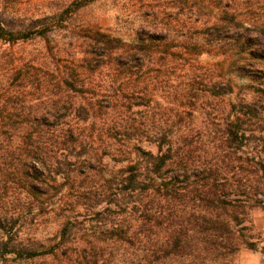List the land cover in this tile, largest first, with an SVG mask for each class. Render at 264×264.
Returning a JSON list of instances; mask_svg holds the SVG:
<instances>
[{
	"label": "rangeland",
	"instance_id": "374dc122",
	"mask_svg": "<svg viewBox=\"0 0 264 264\" xmlns=\"http://www.w3.org/2000/svg\"><path fill=\"white\" fill-rule=\"evenodd\" d=\"M80 1L0 0V21L9 31L45 32L18 43L0 41V109L12 110L22 82L28 85L25 92L30 99L38 96L44 105L62 107L59 115L64 116L50 123L63 129L61 133L74 131L79 146L73 157L85 143L86 153L80 161L86 162L83 167L87 171L74 183L66 184L52 200L43 201L40 196L25 202L22 196H12L13 184L3 195V203L10 208L17 206L21 214L14 217L11 234L0 230V243L10 239L22 244L33 240L47 243L59 238L66 219L88 227L95 224L98 211L111 206L119 212L110 198L96 207L93 200L83 199L72 206L69 201L103 188L110 190L113 176L137 161L136 147L157 153V146L148 138L154 133L181 138L180 159H189L202 168L221 165L220 183H236L238 175L253 171L242 165L249 149L244 150L246 154H229L224 151L221 135L228 119L234 118L233 105L243 98L255 101L261 97L263 48L253 46L255 57L247 55L250 66L244 73H230L226 57L216 53L217 49L212 54L197 55L193 46L198 37H193L195 29H205L221 15L209 4L192 0H96L76 10ZM97 33L121 40L124 48L106 51L96 42ZM153 38L157 39L155 44ZM211 81L222 82L221 89L231 84L233 93L210 95L206 90ZM39 85L40 90H36ZM7 112L6 118L0 119L3 130L16 124ZM117 124L131 129H116ZM103 144L108 147L106 153ZM119 144L125 154L116 157L112 149ZM223 160H231L232 170L220 164ZM63 183L58 177L56 185ZM248 197L234 196L243 201ZM251 203H247L240 228L258 248L243 247L232 264H264V210L255 201ZM14 258V254L6 255L0 264H15Z\"/></svg>",
	"mask_w": 264,
	"mask_h": 264
},
{
	"label": "trees",
	"instance_id": "16d2710c",
	"mask_svg": "<svg viewBox=\"0 0 264 264\" xmlns=\"http://www.w3.org/2000/svg\"><path fill=\"white\" fill-rule=\"evenodd\" d=\"M94 1L82 0L75 4V9ZM192 1L221 11L215 23L191 33V41L198 35L193 43L196 54H212L217 49L216 53L226 57L230 73H244L250 66L247 55L255 57L253 46L264 50V0ZM44 34L32 30L14 33L0 21V41L5 43L27 41ZM95 40L109 52L124 48L121 40L103 33H97ZM156 41L153 38V44ZM221 83L211 81L207 93L218 97L233 93L231 84L221 89ZM27 86L23 82L19 85L20 93L13 101L15 105L10 107L12 110L0 109V119L6 118L7 112L10 120H16V124L5 130L0 125V230L8 234L14 229V217L21 214L17 206L10 208L3 203V195L13 184L12 196H22L25 202L40 196L43 201L52 200L66 184L74 183L87 172L83 167L86 162L80 161L86 153L85 143L81 144L83 152L80 150L73 157L79 146L74 131L61 133L63 129L50 123L64 116L59 115L62 107L44 105L38 96L30 99V94L25 92ZM261 86L259 99L243 98L233 105L234 118L228 119L222 131L224 151L246 154L244 150L249 149L242 165L250 166L253 171L238 175L236 183H220L221 165L217 163L202 168L189 159H180L181 138L154 133L148 138L157 146V153L136 147L137 161L113 176L110 190L103 188L85 198L77 195L69 201L72 206L83 199L93 200L96 207L110 198L119 212L111 206L98 211L95 224L88 227L66 219L59 238L47 243L3 240L0 258L14 254L15 264H232L243 247L257 249L258 245L250 241L240 226L247 203L255 201L264 210V77ZM193 89L191 86L189 90ZM36 90H40V85ZM83 109L89 112L86 107ZM117 127L122 126H114ZM102 147L106 153L108 147L104 144ZM112 150L116 157L125 154L121 144L114 145ZM230 161L223 160L220 164L228 168ZM58 177L64 179L63 184L56 185ZM239 195L250 197L247 201L234 198ZM110 213L112 220L108 221ZM261 250L264 255V247Z\"/></svg>",
	"mask_w": 264,
	"mask_h": 264
}]
</instances>
